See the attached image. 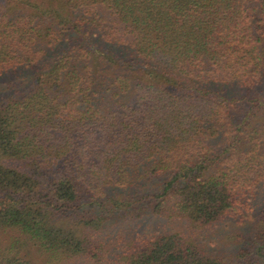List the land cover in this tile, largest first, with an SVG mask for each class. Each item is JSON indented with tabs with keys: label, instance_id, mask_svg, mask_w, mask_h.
I'll list each match as a JSON object with an SVG mask.
<instances>
[{
	"label": "trees",
	"instance_id": "1",
	"mask_svg": "<svg viewBox=\"0 0 264 264\" xmlns=\"http://www.w3.org/2000/svg\"><path fill=\"white\" fill-rule=\"evenodd\" d=\"M0 264H264V0H0Z\"/></svg>",
	"mask_w": 264,
	"mask_h": 264
},
{
	"label": "rangeland",
	"instance_id": "2",
	"mask_svg": "<svg viewBox=\"0 0 264 264\" xmlns=\"http://www.w3.org/2000/svg\"><path fill=\"white\" fill-rule=\"evenodd\" d=\"M86 193H82V201L84 202H89L90 199L87 198ZM227 224H230L228 227L226 226V224L224 226H220L218 229V233H216V235L214 236L212 234V236H210L208 233V231H202V234L199 235V239L201 241H206V247L210 248L208 249L211 252H214V247H211L210 245L212 244V241H217V246L216 249L217 250L215 252L216 255H224L226 256L228 259L232 258L231 256L233 254H236L237 251V247L238 245L236 244V236H238L240 233H247V232H251V227L249 225H231L233 223L228 222ZM219 236L222 238L221 240L219 239ZM232 238H234L235 242H232Z\"/></svg>",
	"mask_w": 264,
	"mask_h": 264
}]
</instances>
